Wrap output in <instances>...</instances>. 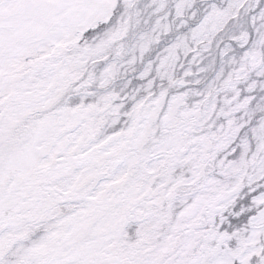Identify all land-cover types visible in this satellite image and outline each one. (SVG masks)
Segmentation results:
<instances>
[{"label":"snow or ice","instance_id":"6c2138e0","mask_svg":"<svg viewBox=\"0 0 264 264\" xmlns=\"http://www.w3.org/2000/svg\"><path fill=\"white\" fill-rule=\"evenodd\" d=\"M0 264H264V0H0Z\"/></svg>","mask_w":264,"mask_h":264}]
</instances>
